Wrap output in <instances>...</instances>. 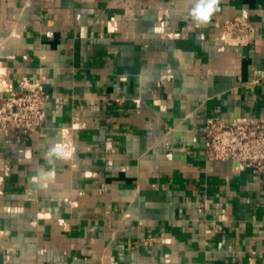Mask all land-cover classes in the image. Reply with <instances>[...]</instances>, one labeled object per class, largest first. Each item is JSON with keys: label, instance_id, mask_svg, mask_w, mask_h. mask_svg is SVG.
Masks as SVG:
<instances>
[{"label": "crops", "instance_id": "obj_1", "mask_svg": "<svg viewBox=\"0 0 264 264\" xmlns=\"http://www.w3.org/2000/svg\"><path fill=\"white\" fill-rule=\"evenodd\" d=\"M193 6L0 0V72L49 94L28 140L0 129V264H264V178L209 160L204 130L264 117V0ZM235 16L247 45L223 39Z\"/></svg>", "mask_w": 264, "mask_h": 264}, {"label": "built area", "instance_id": "obj_2", "mask_svg": "<svg viewBox=\"0 0 264 264\" xmlns=\"http://www.w3.org/2000/svg\"><path fill=\"white\" fill-rule=\"evenodd\" d=\"M255 27L245 16L224 21L223 39L237 46L247 45L255 35ZM0 129L8 141L22 142L41 126L42 114L49 94L40 81H26L17 88L7 83L0 72ZM206 155L213 161H235L251 167L264 178V117L243 120L222 116L207 117L204 121Z\"/></svg>", "mask_w": 264, "mask_h": 264}, {"label": "clouds", "instance_id": "obj_3", "mask_svg": "<svg viewBox=\"0 0 264 264\" xmlns=\"http://www.w3.org/2000/svg\"><path fill=\"white\" fill-rule=\"evenodd\" d=\"M220 0H194V6L191 9V18L197 25H203L210 21L213 14L219 11ZM48 157H57L68 159L71 155L70 147L67 144H57L52 147Z\"/></svg>", "mask_w": 264, "mask_h": 264}]
</instances>
